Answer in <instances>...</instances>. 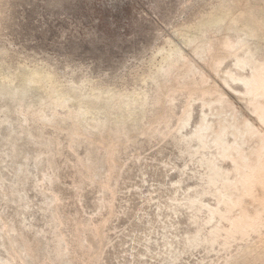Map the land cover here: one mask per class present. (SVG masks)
Listing matches in <instances>:
<instances>
[{
	"label": "rangeland",
	"instance_id": "374dc122",
	"mask_svg": "<svg viewBox=\"0 0 264 264\" xmlns=\"http://www.w3.org/2000/svg\"><path fill=\"white\" fill-rule=\"evenodd\" d=\"M230 8L245 9L242 26L264 34V0H0V261L12 245L1 230L4 224L13 229L11 240L27 245V258L20 255L25 264H231L249 243L258 242L252 236L226 244L225 228L215 239L209 237L216 224H205L207 207L215 205L206 161L215 152L202 151L192 136L201 116L199 102L174 94L172 112L155 132H146L155 113L150 105L156 85L167 79L160 70L169 50L179 49L197 64L181 31ZM215 19L220 22H212V32L220 34L229 23L224 16ZM233 29L231 40L245 38L240 25ZM244 42L237 57L221 66L224 73L242 78L264 67V41ZM196 67L208 77L205 66ZM29 71L51 75L72 100L56 110L41 106L46 94L31 84L32 78H24ZM231 86L243 91L237 82ZM220 89L242 118L255 123L236 92ZM134 95L141 100L132 102ZM141 102L153 108L147 118L141 119ZM41 109V121L24 120L22 112ZM54 112L63 122H48ZM71 113L78 127L96 138L103 122L110 124L121 147L113 173L101 148L85 138L71 142ZM124 130L127 136L121 138ZM184 136L190 138L183 142ZM105 181L111 191L100 188ZM98 236L102 246L91 240ZM78 239L85 246L94 243L93 249L81 247ZM12 249L20 254L19 246Z\"/></svg>",
	"mask_w": 264,
	"mask_h": 264
},
{
	"label": "bare ground",
	"instance_id": "6f19581e",
	"mask_svg": "<svg viewBox=\"0 0 264 264\" xmlns=\"http://www.w3.org/2000/svg\"><path fill=\"white\" fill-rule=\"evenodd\" d=\"M237 7H240L238 6V3H237ZM244 12H245V9L243 8L237 9L235 11L234 9H231L228 12V14L227 13L222 14L223 13L222 12L219 15H215L211 17L210 19H205L199 22L198 24H196L194 27L190 29L181 31L183 32V36H181V37H184L183 41L188 42L189 44V46H187L188 49H190L191 53H193V55H195L196 57V62H197L196 65H199L202 67L205 66V68L208 69V77L206 76L205 73H203L200 69H198L196 65L193 64V61L192 63L188 62V60L184 57V55L179 49L174 48L172 50H169L168 55L162 61V63L164 62L161 68L162 71L160 70V72H162L164 76H167L166 77L167 79L165 78L167 81L165 80L163 82V79H162V82L160 84L157 83L158 85H156V97L154 98L152 104L150 103L151 104L150 107H153L155 109V113L149 118V120L147 119L150 122V127L147 131L146 130L145 131L146 132L154 131L156 126L157 125L160 126V124L163 122L164 116L166 119V113L172 110L171 109L172 107L171 97L174 94H185L184 97H186L187 95V98L189 97L192 100L195 99L197 102L200 103L199 105H200L201 116H200L199 123L197 124V126H195L196 127L195 130H193L194 132L192 136H194L193 139L195 138L197 142L200 144L201 150L207 149V151L214 150L215 152L214 154H212V158L210 160L208 159L209 161H206L205 159L207 163V167L212 172L211 175H208L209 172L206 175L209 176V178L207 179H208L209 186L211 185L212 190H213L211 192V196L214 198V199L212 198V200L215 201V205H212L214 207H210V208L207 207L208 211L205 216H207L208 214V217H207V220L205 221L206 223L205 222L204 223L208 225V224H211L212 222H215L216 224V227L214 226L215 227L214 229H211V230L210 228L208 229L210 230V235H209L208 230L206 231L208 232L207 236L209 235V237L211 236V239H215V237L217 236V232L220 229H221L220 231H222L223 228H225V231H223V233L226 232L225 233L226 239H224L226 240L224 241L226 244H227V241L229 242V240L231 241L234 238H238L241 240L244 239V240L249 241L250 240L249 238L253 236L256 239H258V242L254 245L249 243V245L244 248V250L240 253V255H238V258L231 264H237V262L239 261L241 262V264H264V239L263 240L261 239V236L264 235V67L254 68L249 76L242 77V78L236 77L235 75L228 73V71H226L227 73H224L221 70V66L223 65V63L226 60L233 58L235 54H237L239 49L243 48V46L246 45L244 42L246 39L257 38L260 41H264V34L263 35L259 34V31H256L255 28H244L242 26L241 16L244 14ZM218 16L226 17L229 23L228 27L229 26L230 27L229 28L227 27V29L220 34H217V33L214 34L212 32V24L214 22H220V21H217L218 19H215ZM235 25L241 26V33L245 37L244 39H241L238 36V38H236L238 39L236 42L231 40V35H233L232 32L234 31L233 26ZM256 32H258L257 33L258 35H256L255 37L254 34ZM262 59L264 62V55L262 56ZM238 63L240 62L238 61ZM218 73L220 74V76L216 77ZM28 77L32 78L31 84L33 86H38L42 88L44 90V93L46 94V97L42 101L41 106L43 107L52 106L53 110H56L58 108H65L69 100H72V97L70 99L69 96L66 94L65 90L59 91L57 89L56 85L53 84L54 79H52V76L49 75L48 73H44L41 71H29L28 73H26V77L24 78H28ZM215 77L217 80L214 81ZM153 79H152V82L153 81L155 82V80ZM234 82L239 83L242 86L243 91L236 92L231 86V83H234ZM167 83L168 84L170 83L171 85L169 86L167 85ZM221 86L225 88L226 90L233 91L238 94L236 98L240 100L241 102H243L246 111H248L251 114L255 123H252L250 120L245 119V117L242 118L238 114V112H236V110L233 107L232 102L230 101L231 97L230 96H229L230 98L228 97L227 91H223L220 89ZM99 93L101 92H98V95H101ZM67 97H68V100H67ZM131 98H132L131 100L132 102H137L141 100L139 95H134V97L132 96ZM94 99H96V96ZM94 99L92 95L93 102H94ZM145 102H141V105H142L141 106L142 109H140L142 111L141 119L149 117L150 116L149 114L153 112L152 111L153 108L148 110V106L146 105ZM188 102L190 103V101ZM160 103H162L161 107L159 106ZM186 106H185V109H188ZM186 112L187 111H185V113ZM54 113L51 119L48 120V122L52 124H58V121L63 122L64 119L59 120L60 116L58 117V115ZM86 113L88 114L87 111ZM224 113L225 115L229 114V117L228 118L224 116L221 117V115ZM42 114H43L42 109L38 110L37 112H32L30 110H27L26 112H22V116L24 120L27 119L29 116H33L37 122L41 121V119L43 118ZM67 118L72 122L71 127L68 128L69 129L68 134L71 137V142L85 138V140L88 141V144H90L93 148L95 149L101 148L105 153V163H106L105 166L107 167L106 169H109L108 172L113 173V171L115 170V165H116L115 164L116 155L119 152V149L121 147H119L120 145L119 142H118L119 145L115 143V140L117 141L118 139L119 141V138H117L115 136V132L112 129H110V124L107 123L108 124L107 125L103 122V124L100 127L101 128L100 135L98 138H96L93 133L91 132L88 133L86 130L80 129L78 127L76 114L71 113V115H69ZM165 119H164V122L166 121ZM190 120L191 119H189L188 121ZM186 122L184 121V123ZM181 128H183L184 130L185 128L184 125ZM28 134L30 137L34 136L33 133H31L30 131H28ZM119 136L121 138L122 137L126 138L127 132L124 130L123 133ZM185 138H187V136L182 137L183 142ZM188 138L186 140H188ZM179 139H181L180 136H179ZM191 154H193V156L195 157L194 153H191ZM92 160L93 159L91 158L90 161ZM81 164H83L85 171H86V168H88V163L84 162ZM207 167H205V169ZM90 173H88V176ZM91 174L93 176V173ZM89 177H91V175ZM108 181H105L102 183L98 182L99 184L101 183L100 188L108 189L109 191L110 185ZM209 190L210 189H208L207 191L209 192ZM204 193H207V192L204 191ZM198 195L200 196V194ZM52 198H55V197H52ZM201 198L199 199L201 200V202H203ZM189 202L191 203L189 204L192 205L193 201H189ZM204 206H207V205H204ZM190 208L191 206L188 207L189 210ZM201 208H199V210ZM195 217L197 218V216ZM195 220H193V223L195 222ZM203 224L201 223V226ZM82 226H80V228ZM98 227H101V226H98ZM1 228H2L1 230L4 231L5 237L9 238L8 241L11 242L12 245L10 248H8L11 251L10 252L6 251L9 254L8 258L3 261H0V264H19V262L17 261H22V257L20 256L21 253L25 257L28 255V247L26 244H20L16 240L10 239L11 237L10 235L13 233V229L11 227L7 225L5 226L4 224L3 227ZM204 228L206 230V226ZM197 229H198V226H197ZM100 230L101 229H99L97 233H101L99 232ZM74 232L78 233L79 231L78 232L74 231ZM198 233H201V232L199 231ZM219 233H222V232H219ZM196 235L197 234H195V237ZM200 236L202 237V235ZM79 239H78L79 241L78 243H80ZM102 239L101 237L98 236L97 238L91 239V240L93 242L94 240L97 241L98 242L97 244L102 246ZM220 240L222 241V239ZM248 241L246 242L248 243ZM188 242H187V245H188ZM250 242H253V240ZM236 243H239V242H236ZM93 244L91 245L92 247H94ZM214 244L215 242H213V245ZM79 245L81 247L85 246L84 242L80 243ZM14 246H19V251H18V254L20 252L19 255H17L16 252L14 254L13 251L17 249L16 248L13 250L12 248ZM91 246H85V248L91 250L93 249L91 248ZM196 246L194 247L196 248ZM198 246L200 247L199 244ZM240 246L239 248H241ZM67 247L68 246H66V248ZM189 248H192V246ZM96 250H97V247H96ZM21 263L25 264L24 261H22Z\"/></svg>",
	"mask_w": 264,
	"mask_h": 264
}]
</instances>
